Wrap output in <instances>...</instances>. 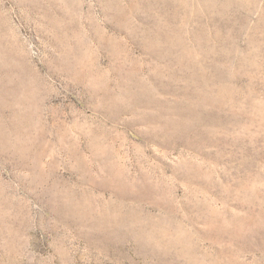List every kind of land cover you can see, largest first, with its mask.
Listing matches in <instances>:
<instances>
[{
	"label": "rangeland",
	"instance_id": "obj_1",
	"mask_svg": "<svg viewBox=\"0 0 264 264\" xmlns=\"http://www.w3.org/2000/svg\"><path fill=\"white\" fill-rule=\"evenodd\" d=\"M0 264H264V0H0Z\"/></svg>",
	"mask_w": 264,
	"mask_h": 264
},
{
	"label": "bare ground",
	"instance_id": "obj_2",
	"mask_svg": "<svg viewBox=\"0 0 264 264\" xmlns=\"http://www.w3.org/2000/svg\"><path fill=\"white\" fill-rule=\"evenodd\" d=\"M32 121V120H31ZM101 153V152H100Z\"/></svg>",
	"mask_w": 264,
	"mask_h": 264
}]
</instances>
